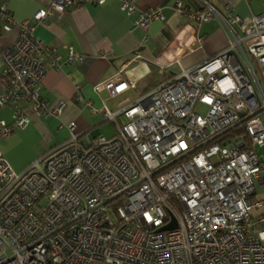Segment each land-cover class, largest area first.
<instances>
[{
  "label": "built area",
  "instance_id": "built-area-1",
  "mask_svg": "<svg viewBox=\"0 0 264 264\" xmlns=\"http://www.w3.org/2000/svg\"><path fill=\"white\" fill-rule=\"evenodd\" d=\"M104 1L49 0L19 22L14 44L0 50V106L14 112L11 124L0 120L2 137L32 113L56 117L65 103L48 106L45 77L82 60L72 47L61 60L33 36L34 25ZM198 2L199 9L174 2L191 28L186 51L200 47L195 30L210 20L219 22L227 45L133 102L90 106L115 126L113 136L83 140L74 121L61 124L68 137L22 172L0 150V264H264V228H250L251 211L262 206L255 184L264 183V155L256 153L264 145V13L241 16L228 3ZM121 8L131 15L134 0ZM161 19L150 9L135 25ZM0 22V34L17 23L5 5ZM130 86L119 74L94 89L114 97ZM238 126L243 131L226 137ZM172 217L176 227L158 231Z\"/></svg>",
  "mask_w": 264,
  "mask_h": 264
},
{
  "label": "crops",
  "instance_id": "crops-1",
  "mask_svg": "<svg viewBox=\"0 0 264 264\" xmlns=\"http://www.w3.org/2000/svg\"><path fill=\"white\" fill-rule=\"evenodd\" d=\"M176 0H134L135 11L127 15L121 8L122 0H105L102 4L85 2L74 5L64 12L55 13L47 20L34 25L33 36L53 47L60 59L66 57L72 47L81 54L82 60L74 66H63L61 70H50L42 86V97L48 106L64 102L63 110L53 118L32 113L30 122L16 128L10 135H0V150L9 160L13 170L22 172L29 163L42 156L49 148L63 142L68 132L60 129L61 124L74 121L75 130L86 136L95 137L99 130L101 113H91L90 106L103 103L109 108L96 84H103L121 75L135 88L141 79L153 73V81L147 85L146 94L158 82L179 71L202 62L222 50L227 38L217 20L202 22L194 35L201 37L200 47L186 51L191 28L186 26L183 16L174 8ZM187 8L199 9L198 0H182ZM220 7L228 3L241 16L252 13L250 0H209ZM49 0H0L17 22L10 31L0 34V50L11 47L19 31V22L31 19L39 8H46ZM159 9L163 19L153 20L147 27L135 25L138 15L146 10ZM1 24V22H0ZM187 41V42H186ZM46 61V59H45ZM0 66V91L2 86ZM75 85L79 86L83 99L78 101ZM125 91V90H124ZM122 93V92H121ZM129 102V101H128ZM126 103V102H125ZM110 109V108H109ZM13 107L0 106V120L13 122ZM264 123V114H261ZM264 155V145L256 150ZM254 195L262 206L250 214V228H264V183L256 182Z\"/></svg>",
  "mask_w": 264,
  "mask_h": 264
},
{
  "label": "rangeland",
  "instance_id": "rangeland-1",
  "mask_svg": "<svg viewBox=\"0 0 264 264\" xmlns=\"http://www.w3.org/2000/svg\"><path fill=\"white\" fill-rule=\"evenodd\" d=\"M250 5L253 13H264V2H262V0H250ZM154 77V74L151 73L147 77L138 81L135 88L125 90L114 97H112L106 90L102 96L104 100L107 101L109 108L115 110L125 102H133L138 95L144 93L145 88L153 81ZM196 108L201 115H205L207 108L204 105H197ZM102 120L103 117L100 115L99 121L101 122ZM99 130L104 136L109 138L114 135L115 126L109 120H106L101 122Z\"/></svg>",
  "mask_w": 264,
  "mask_h": 264
},
{
  "label": "water",
  "instance_id": "water-1",
  "mask_svg": "<svg viewBox=\"0 0 264 264\" xmlns=\"http://www.w3.org/2000/svg\"><path fill=\"white\" fill-rule=\"evenodd\" d=\"M241 115H243V113H241ZM245 119H246V118L242 119V120H241L240 122H238L236 125L240 124V123H241L242 121H244ZM236 125H235V126H236ZM231 128H233V127H230L229 129H231ZM229 129L225 130V131L222 132V133H225V132L228 131ZM222 133H221V134H222ZM175 227H176V221H175L174 217H172L171 222H170L169 224H167V225H165V226L159 228L158 231L166 230V229H173V228H175Z\"/></svg>",
  "mask_w": 264,
  "mask_h": 264
},
{
  "label": "trees",
  "instance_id": "trees-1",
  "mask_svg": "<svg viewBox=\"0 0 264 264\" xmlns=\"http://www.w3.org/2000/svg\"><path fill=\"white\" fill-rule=\"evenodd\" d=\"M243 131V126H238L237 128H235L234 130L230 131L228 134H226V137H231L236 133H239Z\"/></svg>",
  "mask_w": 264,
  "mask_h": 264
}]
</instances>
